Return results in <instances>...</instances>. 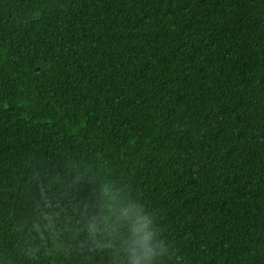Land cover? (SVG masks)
<instances>
[{"label":"trees","instance_id":"16d2710c","mask_svg":"<svg viewBox=\"0 0 264 264\" xmlns=\"http://www.w3.org/2000/svg\"><path fill=\"white\" fill-rule=\"evenodd\" d=\"M97 171L168 264H264V0H0V264L38 205L91 211ZM60 240L50 264H110Z\"/></svg>","mask_w":264,"mask_h":264},{"label":"clouds","instance_id":"9594fccd","mask_svg":"<svg viewBox=\"0 0 264 264\" xmlns=\"http://www.w3.org/2000/svg\"><path fill=\"white\" fill-rule=\"evenodd\" d=\"M92 177L99 182L91 211L46 201L34 210L30 224L18 226L17 261L50 264V258L62 251L67 255L60 236L74 228L86 235L93 248L106 250L110 264H168L169 248L153 212L145 209L128 186L108 180L101 171ZM69 210L79 216L78 226L65 214Z\"/></svg>","mask_w":264,"mask_h":264},{"label":"bare ground","instance_id":"6f19581e","mask_svg":"<svg viewBox=\"0 0 264 264\" xmlns=\"http://www.w3.org/2000/svg\"><path fill=\"white\" fill-rule=\"evenodd\" d=\"M58 153V152H57ZM62 153V152H61ZM91 173V172H90Z\"/></svg>","mask_w":264,"mask_h":264}]
</instances>
